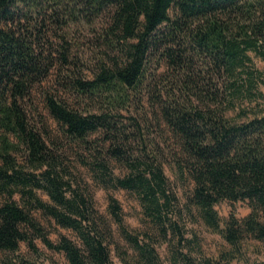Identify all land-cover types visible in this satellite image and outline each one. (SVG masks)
Masks as SVG:
<instances>
[{
  "label": "trees",
  "instance_id": "1",
  "mask_svg": "<svg viewBox=\"0 0 264 264\" xmlns=\"http://www.w3.org/2000/svg\"><path fill=\"white\" fill-rule=\"evenodd\" d=\"M64 18L98 26L104 50L88 74L77 70L63 35L46 34L48 24ZM256 59L264 63V0H0V250L24 242L36 254L40 238L69 264H112L103 235L81 229L84 197H65L45 115L70 141L86 146L100 133L110 142L108 157L139 165V157L126 154L118 119L145 105L172 135L177 177L192 186L186 204L230 245L227 263L245 237L264 241V66ZM55 70L62 87L47 88L43 82ZM238 99L250 107L227 116ZM18 151L22 162L13 155ZM97 158L106 176L108 164ZM146 159L135 174L107 179L158 208L162 162ZM223 200L245 201L250 211L221 224L214 206ZM108 206L140 264H158L150 241L126 231L112 197ZM32 210L76 230L81 244L63 236L51 241Z\"/></svg>",
  "mask_w": 264,
  "mask_h": 264
},
{
  "label": "rangeland",
  "instance_id": "2",
  "mask_svg": "<svg viewBox=\"0 0 264 264\" xmlns=\"http://www.w3.org/2000/svg\"><path fill=\"white\" fill-rule=\"evenodd\" d=\"M48 26L52 30L46 34L63 35L69 44L73 60H76L77 70L80 68L83 73L88 74V69L93 63L94 65L97 63L98 54L104 50L98 26L80 21L71 23L65 18L61 23H50ZM50 39L53 40L52 36ZM255 63L259 68L264 66V63L257 59ZM75 66H72L71 72L76 71ZM61 69V75L69 74L65 68ZM56 71L43 82L47 88L62 87L58 83L59 75ZM162 85L166 83L163 82ZM235 105L237 108L228 110L227 116L235 118L238 107H250L248 101L243 99L236 100ZM153 110L150 105H145L144 109L131 107L129 111H123V116L118 119V125L124 130L120 136L126 143L124 146L126 154L131 155L132 159L139 157L141 160L139 165L108 157L105 151L110 142L104 143L103 135L100 133L88 136L89 144L86 146L70 141L59 132L57 124L46 114L48 131L53 142L50 146L57 158V173L64 183L65 197L74 201L79 199V194L84 197L88 206L86 217L76 218L81 222V229L91 231L95 227L103 235L112 264H140V257L122 236L108 206L110 197L118 203L119 214L126 231L139 236L141 243L145 242L144 239L150 241L158 264H228L226 257L227 259L229 257L225 253L231 249L230 245L207 226L196 210L185 202L186 194L192 186L189 180L182 181L177 177L171 157L174 148L172 135L162 118H157ZM46 141L50 144L48 139ZM94 147L97 150L94 151ZM99 151L101 155L98 154ZM13 155L18 162H22L21 152ZM98 156L108 164L106 176L98 172L99 168L94 164L99 160ZM153 156L162 162L165 178L162 185L163 193L157 187L155 190L158 208L151 203L148 205V201L144 200L138 191L113 188L107 179L108 176L116 178L128 173L135 174L140 167H144L143 161H148L146 157L152 159ZM37 194L44 202L53 205L54 202L46 193L38 190ZM14 198L20 202L18 193ZM214 209L221 224L231 213L241 219L250 211L245 201L223 200L218 202ZM31 212L33 218L40 223L43 233L51 241L56 242L63 236L77 245L81 244L80 235L76 230L61 227L51 216L40 210ZM34 243L37 248L36 254L24 242H21L14 251L0 250V264H69L62 252L48 249L40 238H35ZM235 256L231 264H264V241L245 237L242 240L241 252L235 253Z\"/></svg>",
  "mask_w": 264,
  "mask_h": 264
}]
</instances>
